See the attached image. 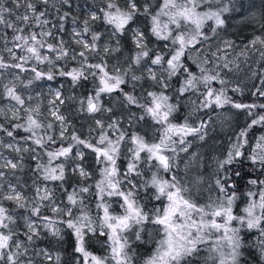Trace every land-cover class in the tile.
I'll return each instance as SVG.
<instances>
[{
	"label": "snow or ice",
	"instance_id": "1",
	"mask_svg": "<svg viewBox=\"0 0 264 264\" xmlns=\"http://www.w3.org/2000/svg\"><path fill=\"white\" fill-rule=\"evenodd\" d=\"M254 9L0 0V264H141L146 246L142 264H253L250 249L264 264V133L250 143L264 0ZM234 17L260 32L239 52L221 35ZM225 110L246 123L209 157Z\"/></svg>",
	"mask_w": 264,
	"mask_h": 264
},
{
	"label": "rangeland",
	"instance_id": "2",
	"mask_svg": "<svg viewBox=\"0 0 264 264\" xmlns=\"http://www.w3.org/2000/svg\"><path fill=\"white\" fill-rule=\"evenodd\" d=\"M248 3H254L255 4V11L257 13L260 9V0H246ZM260 34L258 30V25L254 28L252 25L244 26V24L240 23L239 17H234L230 20L229 28L226 33H222L221 35L225 38L235 39L237 41V44H239V47L236 49L237 52L240 51L241 48H243V44H240V39L243 38L245 41L250 40L253 35ZM235 55V53H233ZM241 61L245 60V57H240ZM258 60V55L254 54L252 52L248 53L247 56V64L252 65L255 67V61ZM242 67H246V65L242 64ZM240 80L244 81L249 87L251 86L252 81L246 79L245 75L243 73L239 74L238 77ZM233 79H237V77H233ZM225 115H231L233 118L231 120V127L229 128L227 125L223 127V130L220 129L218 126L216 134L209 140V144L206 145L205 148L200 149L202 152H204L207 156H212L214 154H220L218 151V147L216 145L217 139L212 140L213 138H216L217 134H220L224 137L225 141L229 140V137H231V130L234 129V125H236L238 122H244V117L242 114L236 113V110H225L223 113H218V119H223ZM87 119L86 116H78V118L75 119V123L77 127H81V124L85 122ZM210 171V169L208 170ZM205 175H207V172H205Z\"/></svg>",
	"mask_w": 264,
	"mask_h": 264
},
{
	"label": "trees",
	"instance_id": "3",
	"mask_svg": "<svg viewBox=\"0 0 264 264\" xmlns=\"http://www.w3.org/2000/svg\"><path fill=\"white\" fill-rule=\"evenodd\" d=\"M77 2L80 3V4H84V3H85V0H77ZM87 2H88L89 4L94 3V2H95V3H99V0H87ZM155 2L158 3L159 0H155ZM121 3H123V0H121ZM141 23H144V22L141 21ZM69 27H70V25H69ZM244 99H245V101L250 102V101H252L254 98L251 97V96H250L249 94H247V92H246ZM242 115H243V117H244V119H243L244 122H238L236 125L233 126L234 129L231 130V131H232V132H231V136H233V133H234L235 131H238L240 127H243V126L245 125V123H246V118H245V115H244V114H242ZM76 118H78V116H77ZM76 118H75V119H76ZM88 123H90L89 120H86L85 122L82 123L84 129H86ZM82 124H81V125H82ZM77 128H81V127H77ZM82 130H83V129H82ZM262 133H264V127H261V126H259V125L255 126V127L250 131V136H251L250 143H251V144H254V143H255V138L258 137L259 135H261ZM215 139H217V143H216V145H217V147H218V151H219V153H223V152H225V151L227 150V148L229 147V143H230V141H229V140L225 141L224 137H223L222 135H220V134H217L216 138H213L212 140H215ZM208 144H209V141H208L207 145H208ZM249 150H250V149H249ZM91 160H92V158L90 157V158H89V163H90V164H91ZM89 182L91 183V181H89ZM242 190H243V188H242ZM243 206H244L243 203H241V204H240V208H242ZM238 210H239V209H238ZM254 237H255V234H252V236H250L249 238H250V239H254ZM68 247H69V251H71V247H70V245H69ZM93 250L95 251V249H93ZM151 250H152V249H151L150 246H146L145 248L141 249V256H140L141 264H142V259H143L145 256L151 254ZM250 251L253 253V257H249V259H252V260H253V264H260V261H259V253H258L255 249H250ZM66 258H67V257H66Z\"/></svg>",
	"mask_w": 264,
	"mask_h": 264
}]
</instances>
